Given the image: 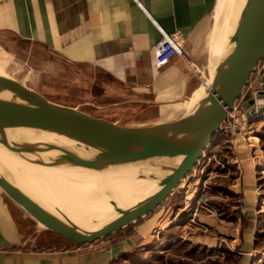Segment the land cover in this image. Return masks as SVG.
<instances>
[{
	"label": "crops",
	"instance_id": "1",
	"mask_svg": "<svg viewBox=\"0 0 264 264\" xmlns=\"http://www.w3.org/2000/svg\"><path fill=\"white\" fill-rule=\"evenodd\" d=\"M219 4L220 0H0V54L42 71L41 86L46 90L39 91L48 96L53 87L55 94L80 108L98 111L106 102H137L156 105L154 117L178 116L202 85L182 55L159 66L155 45L163 31L178 34L185 54L202 65L198 49L205 45ZM239 157L247 205L232 215L231 233L221 231L230 237L229 247L221 251L234 264H264L259 195L251 185L256 172L249 152ZM161 207L137 221L134 236H120V230L78 244L57 234L59 241L47 242L44 226L0 188V264H115L144 245L151 229L164 222L166 210ZM169 224L167 230L165 224L160 229L176 227Z\"/></svg>",
	"mask_w": 264,
	"mask_h": 264
},
{
	"label": "water",
	"instance_id": "2",
	"mask_svg": "<svg viewBox=\"0 0 264 264\" xmlns=\"http://www.w3.org/2000/svg\"><path fill=\"white\" fill-rule=\"evenodd\" d=\"M225 50L211 83L180 115L128 123L54 101L0 67V131L34 133L21 142L0 143L26 162L44 166L61 160L82 167L119 162L133 168L152 154H172L143 197L126 207L112 199L114 214L92 221V226L75 222L49 189L2 159L0 188L44 227L78 244L103 239L146 217L194 170L228 122L229 111L244 97L264 58V0H248ZM258 81L242 101L245 119L264 113V72Z\"/></svg>",
	"mask_w": 264,
	"mask_h": 264
},
{
	"label": "rangeland",
	"instance_id": "3",
	"mask_svg": "<svg viewBox=\"0 0 264 264\" xmlns=\"http://www.w3.org/2000/svg\"><path fill=\"white\" fill-rule=\"evenodd\" d=\"M226 7L218 5L206 32L205 45L198 49L203 64L198 65L185 54L195 69L202 85L201 88L210 84L211 74L217 65L215 49L219 48L220 39L225 36L224 52L229 36L234 30L235 18L228 17ZM263 62L264 60L254 74L251 84L246 87L243 100L259 86L258 78L263 72ZM0 66L26 85L37 90L39 88L46 90L45 85L41 86V82L43 84L45 81L42 80V71L39 69H32L22 61L14 57L9 59V56L2 53L0 54ZM52 90H54L53 87ZM52 90L50 93L48 91V97L52 100L71 105L78 104L64 99ZM152 105L147 106L137 102L132 104L106 102L100 105L98 111L94 109L91 111L122 123L165 118L152 116L157 107ZM227 125L226 129L221 130L216 142L209 147L206 155L194 170L180 182L162 205L161 209L166 210L164 222H161L159 227L151 229L144 245L126 254L125 258L115 264H234L226 258L227 254H225V250L229 247L230 237L222 234L221 231L230 234L235 227L234 223L230 224L232 215L236 209L239 211L246 209L247 198L244 194L245 187L239 157L242 151L249 152L252 168L256 172L255 176H252L254 182L251 185L259 195L257 207L260 210L258 215H260L261 222L259 226L261 232H259L261 233L260 240L264 241V113L245 120L241 111L237 110L232 113ZM122 170L123 168L114 167L100 172L112 173L115 177ZM41 174L51 186L59 190L64 188L62 181L43 166ZM94 178L96 180H88L94 185L101 180H107L106 178ZM90 183L76 181L72 185L78 191L89 192L93 191ZM170 221L176 227L166 232L164 230L168 229ZM138 222L122 230L119 235L134 236V227ZM214 223H217V226H214ZM161 225L165 226L164 230L160 229ZM219 225H221L220 230L215 229ZM43 228H45L47 242H57L61 239L52 230ZM199 241H207L217 246L205 248ZM222 248L225 249L224 252L221 251Z\"/></svg>",
	"mask_w": 264,
	"mask_h": 264
},
{
	"label": "bare ground",
	"instance_id": "4",
	"mask_svg": "<svg viewBox=\"0 0 264 264\" xmlns=\"http://www.w3.org/2000/svg\"><path fill=\"white\" fill-rule=\"evenodd\" d=\"M224 5L227 6L226 11L228 12V17L235 18L233 24L235 28L248 5V0H220V6L223 7ZM224 43L225 36L220 39V43L218 44L219 48L217 47V49H215L217 65L211 74L210 83L226 51L223 52ZM206 87L207 86L200 88L198 92H203ZM32 135H34V133H28V131H25L23 128L0 131V139L7 142H21L31 139L33 137ZM171 155L170 152H166L162 155L152 154L148 160L140 161L138 165L133 168L130 163L127 165H120L119 162H117L100 167H82L71 166L68 162L61 160L58 162L52 160L43 167L62 181L61 183L64 188L59 190L44 180L41 174V165H34L26 162L0 143V159L14 167L19 165L26 171V177L29 180L44 186L56 196L70 218L79 224L88 226H92L91 223L94 220L108 218L114 214L113 205L111 203L112 199L117 200L121 206L126 207V205H131L135 203L137 199L143 197L147 189L152 186L153 177L159 172V167L170 162L172 159ZM114 167L123 168L121 173L115 177L112 173L100 172L108 171ZM94 172L96 173L93 175ZM86 174L92 175L89 176ZM94 177H98L99 179L106 178L107 180H101V182L94 185L88 181L94 180ZM76 181L92 184L93 191H78L72 185V183ZM122 189L125 190L123 191Z\"/></svg>",
	"mask_w": 264,
	"mask_h": 264
},
{
	"label": "built area",
	"instance_id": "5",
	"mask_svg": "<svg viewBox=\"0 0 264 264\" xmlns=\"http://www.w3.org/2000/svg\"><path fill=\"white\" fill-rule=\"evenodd\" d=\"M154 50H155L156 62L159 66L167 65L168 63L171 62L173 57L175 55H178V54L182 55L186 58L185 52H184V49L181 45L178 34H172V33H168L166 31H163L162 38L156 43ZM263 60H264V58L262 59V61ZM262 61L260 62V65H261ZM263 72H264V62H263ZM242 101H243V99H241V101L239 100V102H237L235 104L233 109H231L229 111V118L232 115V113L237 112V110L241 111V115H243L244 109L242 107ZM245 120H247V119H245ZM227 126H228L227 122L223 123L222 129H224V128L226 129ZM209 147H208V149H209ZM206 151L204 153V156L206 155Z\"/></svg>",
	"mask_w": 264,
	"mask_h": 264
},
{
	"label": "trees",
	"instance_id": "6",
	"mask_svg": "<svg viewBox=\"0 0 264 264\" xmlns=\"http://www.w3.org/2000/svg\"><path fill=\"white\" fill-rule=\"evenodd\" d=\"M121 232H122V230H121ZM121 232H120V233H121ZM127 235H129V234H126L125 236H127Z\"/></svg>",
	"mask_w": 264,
	"mask_h": 264
}]
</instances>
